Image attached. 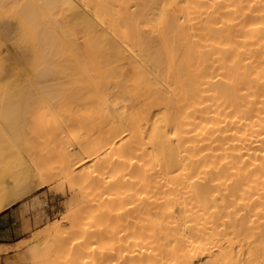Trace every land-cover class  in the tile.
<instances>
[{
  "label": "bare ground",
  "instance_id": "obj_1",
  "mask_svg": "<svg viewBox=\"0 0 264 264\" xmlns=\"http://www.w3.org/2000/svg\"><path fill=\"white\" fill-rule=\"evenodd\" d=\"M56 182L15 264H264V0H0V213Z\"/></svg>",
  "mask_w": 264,
  "mask_h": 264
},
{
  "label": "rangeland",
  "instance_id": "obj_2",
  "mask_svg": "<svg viewBox=\"0 0 264 264\" xmlns=\"http://www.w3.org/2000/svg\"><path fill=\"white\" fill-rule=\"evenodd\" d=\"M33 143L35 144L34 152H41V146L36 141ZM54 166L55 164L46 162L41 164L40 168L43 174L48 175ZM57 183L59 182L50 183L45 189H37L32 193L33 198L29 197L26 201L27 204L29 201H37L40 202V205L24 210L23 202H21L12 208L18 209L19 213L18 237L10 243L0 244V264H15L25 244L33 241L37 235L44 233L48 228L62 224L66 208L69 205V198L66 191L61 192L56 189ZM40 209H44L47 213L43 219H37L35 216Z\"/></svg>",
  "mask_w": 264,
  "mask_h": 264
},
{
  "label": "crops",
  "instance_id": "obj_3",
  "mask_svg": "<svg viewBox=\"0 0 264 264\" xmlns=\"http://www.w3.org/2000/svg\"><path fill=\"white\" fill-rule=\"evenodd\" d=\"M23 202L24 210L26 209L25 201ZM12 206L10 209L14 208L19 203ZM10 209L0 213V244L10 243L13 239L18 237V225H19V213L18 209Z\"/></svg>",
  "mask_w": 264,
  "mask_h": 264
}]
</instances>
